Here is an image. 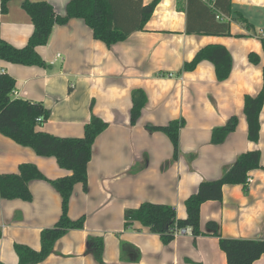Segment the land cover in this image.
Instances as JSON below:
<instances>
[{
	"label": "crops",
	"instance_id": "1",
	"mask_svg": "<svg viewBox=\"0 0 264 264\" xmlns=\"http://www.w3.org/2000/svg\"><path fill=\"white\" fill-rule=\"evenodd\" d=\"M23 1L11 0L7 12H0V39L17 49L26 46L33 31ZM26 1L46 2L62 17L70 2ZM152 1L141 0V6ZM128 3L122 18L135 8L134 0ZM230 5V17L219 14L217 20H232L238 13L249 28L231 21L228 36L187 34V0H160L141 31L110 47L95 40L82 19H70L55 25L47 44L35 49L46 68L0 60V74L15 81L12 98L41 103L49 111L37 131L82 138L92 116L107 123L92 146L86 187L76 184L69 199L67 215L72 221L84 217L83 229L68 231L38 264H97L86 251L88 236L102 238L105 264H227L218 238L207 231L208 222L217 225L223 238L264 241V102L257 143L247 139L243 113L244 97L257 96L263 87L264 0H230ZM208 45L224 46L231 55V73L224 82L216 81L207 61L192 72L182 71ZM250 53L259 57L257 65L249 62ZM134 90L142 91L147 103L130 125ZM231 117L237 118L236 130L221 144H212L213 129ZM179 119L185 124L173 160L167 136L147 126ZM252 151L260 153V168L247 175L252 182L224 185L221 200L201 205L202 235L196 239L188 228L164 245L139 222L125 227V211L143 203L171 206L178 219H185L184 203L199 184L218 180L240 154ZM21 164L34 165L50 181L71 175L54 158L37 156L0 134V175L18 173ZM28 189L30 201H0V264H18L16 244L39 251L41 231L61 215L60 196L48 181L33 180ZM253 264H264V254Z\"/></svg>",
	"mask_w": 264,
	"mask_h": 264
},
{
	"label": "trees",
	"instance_id": "2",
	"mask_svg": "<svg viewBox=\"0 0 264 264\" xmlns=\"http://www.w3.org/2000/svg\"><path fill=\"white\" fill-rule=\"evenodd\" d=\"M9 1L11 0H0L1 14L7 12ZM130 1L133 0H70L62 17L56 15L46 2L31 3L25 0L22 9L30 18L33 26L32 34L26 46L21 49L14 48L0 39V60L16 65L46 68L47 64L35 49L47 44L55 25H64L70 19H82L91 29L93 38L107 47L124 41L131 33L143 29L160 2L153 0L148 5L141 6V0H134L135 8L129 16L122 18L121 13L128 10ZM220 1L224 2L220 4ZM203 13L205 16L201 15ZM185 14L187 34L228 36L231 21L250 27L247 20L238 13L232 20L216 19L217 16L220 17L219 14L230 17V0H187ZM196 15L200 17L196 18ZM260 42L264 52V38H260ZM248 60L254 65L259 63V57L253 53L248 55ZM203 61L213 65L217 82H224L229 78L232 58L224 46L203 47L190 62L183 65L182 71L192 72ZM14 89L15 81L7 74H0V134L19 146L30 148L37 156L54 158L59 168L71 172L70 176L50 181L43 177L34 165L21 164L18 166V173L0 175V201L15 199L30 201L28 184L33 180L48 181L60 196L61 215L53 227L41 231L40 250L34 251L26 246L14 245L18 264H38L54 253L56 241L68 231L83 229L84 217L72 221L67 215L69 199L76 184L86 187L87 165L91 160L92 146L95 139L107 128V123L92 116L84 126L82 138H60L37 131L36 127L48 120L49 111L41 103L13 99ZM131 102L130 125H135L147 99L142 91L134 90L131 93ZM263 102L264 67L262 90L255 97L245 96L243 102L247 139L252 143H257L259 140V114ZM184 124V120L179 119L170 121L166 126H147L149 131L161 132L167 136L173 148V160L178 157L179 131ZM236 127L237 118L231 117L225 125L213 129L211 143L221 144L236 130ZM259 163V151L242 153L232 165L223 170L218 180L202 181L197 191L184 203L186 218L183 220L177 218L171 206L143 203L137 209L125 211V227L127 228L131 222H139L149 228L151 233L158 235L164 245L174 240L176 230L184 228H189L193 238L196 239L202 235L199 227L201 205L208 201L221 200L224 185L246 187L248 173L259 169ZM206 228L212 236L218 238L219 248L224 253L227 264H253L264 254L263 240L223 238L213 222H208ZM86 246L87 253L97 264H105L102 257L104 249L102 238L88 236Z\"/></svg>",
	"mask_w": 264,
	"mask_h": 264
},
{
	"label": "built area",
	"instance_id": "3",
	"mask_svg": "<svg viewBox=\"0 0 264 264\" xmlns=\"http://www.w3.org/2000/svg\"><path fill=\"white\" fill-rule=\"evenodd\" d=\"M216 19H220L219 16H217ZM12 95H13V93H12ZM251 182H252V181H251V178H249V177L247 176V179H246V186H247L249 183H251ZM187 229H188V228H184V229L176 230V231H175V236L185 234V233L187 232Z\"/></svg>",
	"mask_w": 264,
	"mask_h": 264
}]
</instances>
